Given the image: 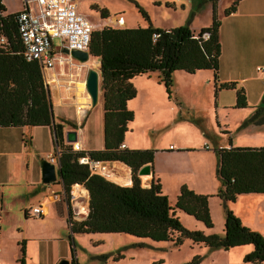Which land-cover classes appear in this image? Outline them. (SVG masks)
<instances>
[{
    "label": "trees",
    "instance_id": "obj_1",
    "mask_svg": "<svg viewBox=\"0 0 264 264\" xmlns=\"http://www.w3.org/2000/svg\"><path fill=\"white\" fill-rule=\"evenodd\" d=\"M212 1L211 21L197 32L187 24L169 28L153 25L148 12L139 4L141 15L149 22L147 25L106 24L93 29L88 49L90 55L99 60L104 145L101 148L75 149L73 143L64 141L63 137L65 126L76 127L75 122L55 120L41 67L36 60H27L22 53L17 11L7 12L0 0V34L6 39L0 44V126L47 125L54 129L60 152L59 175L66 193L76 183H81L88 191L85 217L76 220L70 215L68 218L72 232L129 233L140 239L172 241L174 245L188 238L210 249L225 250L251 243L253 248L243 256V260L264 264V235L245 225L226 204L228 200H235L240 193L264 192V144L215 148L216 173L220 180L215 194L221 198L225 209L223 235L188 229L175 212L176 209L183 210L207 227L213 226L209 209L210 194L199 193L183 183L172 204L162 191L159 179L153 177L151 183L144 186L138 175L141 165H152L155 148L121 146V143L125 144V134L134 118L133 110L127 105L137 93L134 77L151 75L156 71L157 81L164 85L168 94L175 70L194 73L198 69H212L217 80L221 20L216 12L217 0ZM239 2L232 0L224 14L235 11ZM93 7L100 10L102 17L109 16L105 9ZM217 87L235 89V106L247 105L245 90L237 87L235 81L221 82ZM263 109L264 106L258 105L251 121ZM84 156L100 162L125 163L131 168L132 182L121 184L102 172L93 171L88 162L80 160ZM173 232L176 233L175 237ZM138 244L146 243L139 241ZM20 246L18 262L24 264L23 239ZM122 256L118 253L114 259ZM199 259L200 256L195 255L191 263Z\"/></svg>",
    "mask_w": 264,
    "mask_h": 264
},
{
    "label": "rangeland",
    "instance_id": "obj_2",
    "mask_svg": "<svg viewBox=\"0 0 264 264\" xmlns=\"http://www.w3.org/2000/svg\"><path fill=\"white\" fill-rule=\"evenodd\" d=\"M19 2V0H10L11 5H16ZM212 2V0H79V6L80 11L95 25V28L101 24L133 26L148 23L138 9L137 4H139L148 12L154 25L169 28L187 24L193 29H199L202 25L203 27L208 26L211 21ZM231 3L232 0H217L216 12L219 18ZM95 4L109 12V16L106 18H109L110 21L108 19L103 20L100 10L93 7ZM252 6V0H241L240 12L245 14ZM118 15L125 17V24L116 23L112 20V18L117 20ZM224 20L223 27L225 30L223 31L226 33L230 30L232 21L230 19ZM194 31L197 32L198 30ZM60 43L57 37L53 39V44L57 47L60 46ZM90 57L88 58L91 59L90 62L81 63L82 70L77 68V72L71 73L67 78V82L73 83L72 87H75L76 90L69 95L77 103L82 100V98L79 99L81 92L78 93L80 87L85 88L79 81L74 83L77 75L81 73L79 77L82 78L91 67L99 70V60L91 55ZM92 60L94 61L93 65H91ZM257 65L264 67V53L260 60L249 66L248 73L253 76L257 75L258 78L248 80L246 83L249 90L246 94L247 105L245 107L235 106V89L222 88L217 91L212 71H198L190 74L183 70H175L172 74L170 94L167 93L163 85L154 87L155 85L143 83L128 105L130 109L133 106L134 118L129 124L130 129L125 137L130 136L134 141L145 144L146 147L155 148V155L164 145L170 143L177 145L185 142L197 145L205 140L210 145L209 150L214 156L216 164L217 155L213 148L218 140L225 146H228L230 137L233 146H259L263 144L264 109L259 116L257 115L251 121L257 106H264V92L260 95L264 86V71L258 70ZM55 69H59L58 64H56ZM207 72L212 74L210 80L203 76ZM157 73L154 71L151 74L156 81ZM47 85L51 96L50 84L47 83ZM60 93L62 94V92ZM102 93L100 88L99 100L93 106L90 104L91 101H82L81 105L79 104L82 108L81 112H77L75 107V113L74 106L65 107L66 113L73 116V119L77 121L75 124L78 133H86L87 143L92 145H94L93 141L97 145L103 144ZM62 97L64 98V96ZM53 100L55 101V96ZM78 138L72 143H79ZM55 142L45 125L0 126V244L4 246L0 250V264H20L18 259L21 256L20 241L22 239L28 244L25 254H27V258L29 257V264H34L30 257L32 255L34 258L36 257L38 247L39 256L45 261L56 259L57 256L67 253L70 239L66 228L60 227L63 221L52 216L46 218V221H40L39 217L34 215L26 218L23 211L25 207L30 210L33 205H36L40 193L44 191V189L34 186L37 177L41 179L40 158H46V152L53 148ZM92 145L88 144L85 147L88 149ZM57 150L56 146L51 154L57 155ZM185 154L192 156L195 153L188 151ZM162 156V153L156 155L157 168L163 169L167 174L173 172V175L175 173L174 168L166 163V159L163 165ZM194 159L195 157H190L189 163L193 162ZM97 164L95 170L99 172ZM108 165L115 166L112 163ZM176 171L179 174L181 170ZM113 180L122 182L115 178ZM164 181L166 191L170 193V202L174 204L176 198L172 196V186L170 182L166 181V178ZM37 182L42 184L38 179ZM80 185L84 187L81 183ZM73 188L74 184L71 185L69 193L64 191V196L61 195L60 198L66 199L69 214L77 220L85 214L88 204L87 196L74 192ZM260 198L264 199V195H261ZM259 202L264 205V202ZM222 205V200L215 195L209 199V208L213 214L211 218L212 221H215L214 232L212 233L219 235L224 234L223 226H220V220L218 221V208L220 210ZM176 215L183 226L188 229L203 230L205 227L201 220L180 209L176 210ZM258 227L264 229V210H260L258 213ZM40 234L42 236H39ZM173 236H176L175 232H173ZM73 241L75 243L74 248L76 247L81 254L80 261L82 264H110L117 253L125 254V259L120 260L118 264H125L128 260L136 261L138 259L136 264L139 263L140 259L142 261L147 259L149 255L151 257L150 264H236V256L242 248V246H238L227 250L216 248L209 251L205 246L193 243L188 238H184L181 244L174 245L172 241L151 243L153 241L150 239H140L129 233H76L73 236ZM139 241L146 244L139 245ZM101 253L109 254V262L99 260L100 256L96 259L97 255ZM195 255H199L200 259L191 263ZM39 256H37L38 259Z\"/></svg>",
    "mask_w": 264,
    "mask_h": 264
},
{
    "label": "crops",
    "instance_id": "obj_3",
    "mask_svg": "<svg viewBox=\"0 0 264 264\" xmlns=\"http://www.w3.org/2000/svg\"><path fill=\"white\" fill-rule=\"evenodd\" d=\"M2 1H3L4 5L6 6L7 12L18 11L23 6V0H19L20 2L16 5H11L10 0H2ZM78 2H79V0H78ZM252 2H253V6L245 14H242L240 12V5H241V0H240V2H239L240 5H238V7L235 11H233L229 14L223 13L220 16L221 24H220V28H219V39H220V43H221V53H220V58H219L218 78H217V80L214 79L215 86L220 84L221 82L235 81L237 87H243L246 94L248 93V90H249L248 85L246 84L247 81L254 79V78H258L257 75L253 76V75H250L248 73L249 72V66H251V64H253L255 61L260 60L262 57V54L264 53V25H263V23H264V0H252ZM95 6H98V5L95 4ZM79 10H80V6H79ZM118 16H117L118 17L117 20H115L114 18H112V20L116 21V23L125 24L126 23V20L124 19L125 17L123 15H121V16L118 15ZM102 18H103V20H106V19L109 20V18H106V17H102ZM223 19H230L232 21V25L230 27V30L226 33H225V31H223V30H225L223 27V23L225 22V20L223 21ZM150 22H151V17H150ZM148 23L143 24V26L147 25ZM103 25H105V24H101L99 27H102ZM133 26H135V25H133ZM156 26H159V25H156ZM160 27H162V26H160ZM202 27H203V25H202ZM202 27L200 26L199 29H201ZM163 28H165V27H163ZM199 29H193V30H199ZM90 60L88 62H90ZM93 63H94V61L92 60L91 65H93ZM81 67H82V65L80 62V66H78V68H81ZM257 67H258V65H257ZM179 70H181V69H179ZM198 71H212V74L214 77V72L212 69H198L195 72H198ZM71 73L74 74L73 71H70V74ZM190 74H192V73H190ZM212 74H210V72H207V74H205L203 76L209 78V80H210ZM68 81H72V80H68ZM76 81H79V83H82L81 85L82 86L84 85V87H85L84 78H80L77 75V78L75 79L74 83ZM60 82H61V79L54 78V79H52V84L50 85L51 94H52L50 97H51V101H52V108L54 111L55 120L65 119V120H69V121L76 123L77 121H75V119H73L74 117L71 116L70 114L66 113L65 107L66 106H68V107L74 106V112H75V107L77 108V112H81L82 108L80 107V105H81L80 103H82V101H87V100L90 102L91 101L90 95L87 92L86 87L84 89L80 87V89L78 91V93L81 92L79 95V99L82 98V100L80 102L77 103L75 100L71 101V100L65 99L62 97V96H64V93H62V94L60 93V92H62V88L59 87ZM133 83L136 86L137 90L141 85H143V83L145 85H153V86L155 85L154 87H158L159 85H163L162 83H159L158 81H156L153 78V76L147 75V74H142V75H138V76L134 77ZM74 88L75 87H72V92L68 91L67 95L76 92V90ZM155 89L157 90L158 88H155ZM220 89H222V88L217 87V91H219ZM263 92H264V86L262 87V89L260 91V95L263 94ZM54 96H55V101L53 100ZM69 97H70V95H69ZM131 100H133V98ZM131 100L128 101L127 105H129V103H131ZM132 109H133V106H132ZM85 112H84V114H85ZM45 126L48 127V129L52 135V127L47 126V125H45ZM68 129H77V126L76 127H73L71 125L65 126L64 131H63L64 132L63 137H64V141H66V142H68V141L66 140V134L65 133H66V130H68ZM129 129H130V127H129ZM77 131H78V129H77ZM77 135H79V138L78 137L77 138H78L79 143H81L83 145V148L87 149L85 147V145H88V144L92 145L90 143H87L86 133H80L79 132V133H77ZM124 140H125V146L126 147H129V148H146L145 144L134 141L130 136H126ZM31 141H32V137H31ZM93 143H94V145L88 147V149L103 147L104 139H103V144L101 143V144L97 145V143L95 141H93ZM263 144H261V145H263ZM231 145H232V140L230 137L228 147ZM56 146L58 149V145L56 143L55 145H53V148L49 149L46 152V154H47V156H45L46 158L48 157L49 154H51V152L54 150V148ZM223 146H225L224 143H221V141L219 142V140H218L217 144H215V147L213 148L214 152H215V148L223 147ZM209 149H210V145L205 140L203 142L197 144V145H192L190 143H185V142L184 143H178L177 145L175 143H173V144L170 143V144L164 145L160 151L157 150L158 151L157 154L158 153L163 154V156H162L163 165H164V161L166 159V163L170 167L174 168L175 173L173 175H172L173 172H169L167 174L163 169L157 168V165H156V155L157 154H156L154 156L155 159L153 160V163L151 165V170H152L151 174L143 176L142 178L140 176L141 181H142V185H144V186L149 185L151 183L153 177L157 178V179H159V181L162 185V191L164 193H166L169 197L170 193H168V191H166V183L164 181V178H166V181L170 182V184L172 186L171 192H172V196H174L175 198L179 192L180 186L183 183H186L190 188L194 189L195 191H197L199 193L210 194L209 199L211 197H214V195H215L216 197H218L221 200V198L215 194L219 185H220V180H219L217 173H216V163H215L214 156L211 154ZM188 151H194L195 154H192V156H189L190 154H185ZM190 157H195V159L191 163H189V161H188L190 159ZM106 162L109 163L111 161H106ZM112 164H115V166L114 165H110V166H114L115 170H117V171H120V168L124 167V169H122V171L129 175L130 182H128V183L127 182H118V181L117 182L121 183V184H124V183L130 184L132 182V180H131V168L129 166H127L125 163L120 162V161H116V163H112ZM174 164H175V166H174ZM179 168H181V169H179ZM176 170H181V171L178 174V172ZM37 179L39 181H41V179L39 177H37ZM37 179L35 181L34 186H38L39 189L40 188L44 189V191L40 193V197L38 198V202L35 203L36 205H33V207L41 205L42 209H43V213H41L40 215H35V214L31 213V209L29 210L28 208L25 207L23 210L25 217L28 218L30 215L38 216L40 221H46L45 219L48 218L49 216L57 217L60 221H63V224L60 227L62 229L66 228V230L69 233V239L70 240H69V243L67 246V253L57 256L56 259H51L50 261H47V260L45 261V260H42L39 256L40 250L38 247L36 249V251H37L36 257L34 258L33 255H32V257H30L31 262L34 264L35 263L36 264H56L61 259V256H63V257L65 256L64 258H68L70 260V264H82L80 261L81 254L79 253V251L77 250L76 247L74 248L75 243L73 241L74 234L82 233V232H72L70 227H69L68 218H69L70 214H69L68 205L66 203V199L60 198L61 195L64 196L63 193L65 191L64 185H63V182H62L60 176H58L54 182H50L47 185L44 184L42 181H41L42 184L40 182H37ZM75 185H78V184H75ZM75 185L73 188L74 192H76L80 195L87 196V204H88V191H86L80 184L78 185L79 186L78 188L75 187ZM261 195H264V192L240 193L236 196L235 200H228V201H226V204L230 209H232V211L241 219V221L245 225L249 226L252 229L260 231L264 235V229L258 227V213L260 210H264V205L260 204V202H259V201L264 202V199L260 198ZM176 210H179V209H176ZM176 210H175V212H176ZM87 211H88V205H87V210H86L85 214L82 216V218L85 217V215L87 214ZM210 213L213 216L211 211H210ZM218 214H219V218H220V219L218 218V221L220 220V226H223L222 231L224 233L225 232L224 231L225 230V228H224L225 209H224L223 205H222V208L220 207V210L218 208ZM77 220H79V219H77ZM213 222H214V224L211 227H207L203 223L205 225L203 231L211 232V233L214 232L213 228L215 226V221L213 220ZM94 233H96V232H94ZM39 236H42V235L40 234ZM60 238L65 239L64 237H60ZM32 239H34V238H32ZM147 239H149V238H147ZM150 240L153 241L151 243L157 242V241L152 240V239H150ZM199 245H203V244H199ZM203 246H205V245H203ZM239 246H242V248H241L240 253H238V255L236 256V259H235L236 264H238V263L252 264L249 261H244L243 256L247 252L252 250L253 245L251 243H248V244H244V246L243 245H239ZM3 247L4 246L0 244V250H2ZM156 247H161V246H156ZM205 247L209 251L213 250V249L208 248L207 246H205ZM235 247H238V246H235ZM27 248H28V244H27V242H25V251L26 252H27ZM231 248H234V247H231ZM121 254H123V253H121ZM102 255H105V257L103 258ZM108 255L109 254L101 253L100 255H97L96 259H98V256H100L99 260H102V261L107 263V262H109V256ZM37 256H39V259L37 258ZM150 258L151 257L149 255V257H147V259H144L143 261H142V259H140L139 263H136V264H140L141 262H143L142 264H150ZM24 259H25L24 264H29V257L27 258V254L24 255ZM124 259H125V254H123V256L121 258H118V259L113 258V262H111L110 264H118L120 260H124ZM137 261H138V259H136V261L128 260V262H126L125 264H135V262H137Z\"/></svg>",
    "mask_w": 264,
    "mask_h": 264
},
{
    "label": "built area",
    "instance_id": "obj_4",
    "mask_svg": "<svg viewBox=\"0 0 264 264\" xmlns=\"http://www.w3.org/2000/svg\"><path fill=\"white\" fill-rule=\"evenodd\" d=\"M16 19L24 57L39 63L46 83L51 85L52 79H61L59 87L62 88L64 98L73 101L67 92H72L74 84L68 83L67 78L70 71L77 72L81 60L65 52L63 48L89 50L91 34L95 29L94 24L79 10L78 0H23V6L17 11ZM56 37L61 42L58 47L53 44ZM5 41L4 35L0 34V44ZM56 64L59 66L58 70L55 69ZM257 69L264 71L262 66ZM86 75L85 72L82 76L84 81ZM124 145L121 143V146ZM73 147L82 149L83 145L74 142ZM59 153L58 149L57 155L49 154L48 160L57 164ZM80 160L88 162L91 169L97 172L95 167L99 160L89 159L88 156L81 157ZM31 213L40 215L43 213L42 206L32 207Z\"/></svg>",
    "mask_w": 264,
    "mask_h": 264
},
{
    "label": "water",
    "instance_id": "obj_5",
    "mask_svg": "<svg viewBox=\"0 0 264 264\" xmlns=\"http://www.w3.org/2000/svg\"><path fill=\"white\" fill-rule=\"evenodd\" d=\"M63 50L65 52H69L73 57H75L78 60L84 61L87 60L90 57L89 50H81L77 48L68 49L67 47H64ZM85 87L88 91L91 99V105H95L98 102L99 99V90H100V69H96L91 67L86 75L85 80ZM47 94L50 96V92L48 89V85L46 84ZM103 97V93H102ZM53 126V124H52ZM78 131L77 129H68L66 130V140L69 142H73L77 140ZM52 134L54 137V140L56 139V134L54 129L52 130ZM40 168H41V181L44 184H47L51 181H55L59 175V161L57 164L49 161L47 158L41 157L40 158ZM151 164L145 163L141 165L138 169V175H146L151 174ZM56 264H70V260L68 258H61ZM244 264V263H241Z\"/></svg>",
    "mask_w": 264,
    "mask_h": 264
},
{
    "label": "bare ground",
    "instance_id": "obj_6",
    "mask_svg": "<svg viewBox=\"0 0 264 264\" xmlns=\"http://www.w3.org/2000/svg\"><path fill=\"white\" fill-rule=\"evenodd\" d=\"M90 59H88L87 61H81V63H85V62H88ZM88 92V91H87ZM100 162V161H97L96 164ZM109 163L107 162H100L97 164V167H98V171L99 172H102L104 174H106L107 176H110L111 178H115L117 180H121L122 182H130L129 180V175L125 172L122 171V169H124V167L120 168V171H117L115 170V167L114 166H110L108 165ZM121 166V165H120ZM113 167V168H112ZM96 168V167H95ZM118 169V168H117ZM126 169V168H125ZM126 171V170H125ZM146 175H149V174H146ZM146 175H142L141 178L143 176H146ZM125 184V183H124ZM78 188V186H76Z\"/></svg>",
    "mask_w": 264,
    "mask_h": 264
},
{
    "label": "clouds",
    "instance_id": "obj_7",
    "mask_svg": "<svg viewBox=\"0 0 264 264\" xmlns=\"http://www.w3.org/2000/svg\"><path fill=\"white\" fill-rule=\"evenodd\" d=\"M47 84V83H46Z\"/></svg>",
    "mask_w": 264,
    "mask_h": 264
}]
</instances>
